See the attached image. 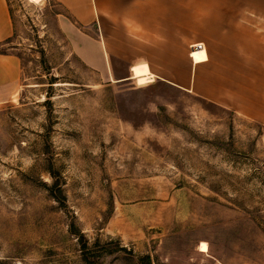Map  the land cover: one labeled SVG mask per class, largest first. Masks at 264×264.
<instances>
[{"label":"rangeland","instance_id":"obj_1","mask_svg":"<svg viewBox=\"0 0 264 264\" xmlns=\"http://www.w3.org/2000/svg\"><path fill=\"white\" fill-rule=\"evenodd\" d=\"M6 1L0 264H264V126L144 63L94 72L54 1Z\"/></svg>","mask_w":264,"mask_h":264},{"label":"crops","instance_id":"obj_2","mask_svg":"<svg viewBox=\"0 0 264 264\" xmlns=\"http://www.w3.org/2000/svg\"><path fill=\"white\" fill-rule=\"evenodd\" d=\"M52 1L68 15L73 52L94 72L105 74L113 60L144 63L154 80L264 126V0ZM99 22L108 40L96 38ZM13 26L0 0V45ZM19 80L17 57L0 53V99Z\"/></svg>","mask_w":264,"mask_h":264},{"label":"bare ground","instance_id":"obj_3","mask_svg":"<svg viewBox=\"0 0 264 264\" xmlns=\"http://www.w3.org/2000/svg\"><path fill=\"white\" fill-rule=\"evenodd\" d=\"M207 251H208V249H207V247H206V244H203V243H202V244L199 246V252H200V253H203V254H206Z\"/></svg>","mask_w":264,"mask_h":264}]
</instances>
